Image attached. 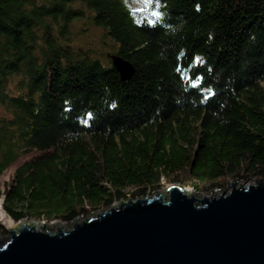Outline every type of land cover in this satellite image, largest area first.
<instances>
[{
  "label": "trees",
  "instance_id": "1",
  "mask_svg": "<svg viewBox=\"0 0 264 264\" xmlns=\"http://www.w3.org/2000/svg\"><path fill=\"white\" fill-rule=\"evenodd\" d=\"M154 4L160 17L127 0H0V104L11 113L0 118V179L41 152L4 192L0 182L7 227L11 217L71 222L166 176L203 193L264 179V0ZM83 16L133 63L132 79L62 45Z\"/></svg>",
  "mask_w": 264,
  "mask_h": 264
},
{
  "label": "water",
  "instance_id": "2",
  "mask_svg": "<svg viewBox=\"0 0 264 264\" xmlns=\"http://www.w3.org/2000/svg\"><path fill=\"white\" fill-rule=\"evenodd\" d=\"M107 57L122 81L132 79L133 63ZM255 180H235L211 197L173 182L76 218L72 227L56 221V232L20 220L7 228L0 264H264V179Z\"/></svg>",
  "mask_w": 264,
  "mask_h": 264
},
{
  "label": "rangeland",
  "instance_id": "3",
  "mask_svg": "<svg viewBox=\"0 0 264 264\" xmlns=\"http://www.w3.org/2000/svg\"><path fill=\"white\" fill-rule=\"evenodd\" d=\"M127 4L131 6L134 10L143 13L145 15H153V12L159 13L160 12L157 4L153 3V7L147 11H140L141 8L144 7L142 0H127ZM76 6H81V3L77 1L75 3ZM155 16V15H154ZM63 42V46L69 50V53H71V56L77 59H82L84 57H93V58H99L104 63H107L108 61L111 62V59L107 57L108 53H116V47L117 43L114 41L113 38H111L109 35H107L106 30L98 25H96L92 18L90 16H83L77 19L72 20L68 23L67 31L64 33L63 39L61 40ZM40 44H42V41L40 40ZM117 54V53H116ZM136 74V72H135ZM21 79V76H14L11 78V80L8 83V89L10 92H18V82ZM11 113L0 104V118L2 117H9ZM41 155V152L38 150H32L29 152L24 153L19 157V159L14 162L11 166H9L2 174L0 182H1V188L3 192L8 189V185L11 182L15 171L18 167L23 165L24 163L33 160L34 158H37ZM178 175H181V173H178ZM171 178H168L167 176L162 178L160 188L154 191H149V195L153 196L157 192H164L166 190V187L173 183L170 182ZM239 180V179H230L226 178L225 180H222V182L225 184V187L230 185L233 181ZM180 183V182H178ZM248 183H254L257 184L258 181L255 180V178H251L249 180H239L238 185L241 184H248ZM184 187L187 188H194L190 186V184H183ZM228 191L231 190V186L228 187ZM195 192L201 193L203 195H206L207 197H211V194L213 196L219 195L223 189H215L212 192L209 193H203L199 192L197 190H194ZM201 194H196V197L201 198ZM166 196L169 197V193L166 191ZM4 197V196H3ZM146 197V196H144ZM133 198V197H132ZM3 200V198L1 199ZM127 201L128 199H123ZM121 200H118L114 202L112 205L119 203ZM104 208H99L98 210H91V212L87 216H80L79 219H87L90 215H94L98 211L103 210ZM7 212L5 211V208L3 206L2 201L0 202V222L2 224V230H0V244L8 240L10 237V232L7 230V225H5V218L7 216ZM9 216V215H8ZM11 217V216H10ZM11 219L15 222H17L15 225H17L20 221L14 220L12 217ZM25 223H28L30 220H35L37 224L39 225V228L41 230L48 231L44 227V223L47 225L49 230L51 232L57 231V226L54 224V222L59 221L61 223L67 224L72 227L75 220L71 222H65L61 220H48L46 218H35V217H28L26 219H22ZM14 225V226H15Z\"/></svg>",
  "mask_w": 264,
  "mask_h": 264
},
{
  "label": "snow or ice",
  "instance_id": "4",
  "mask_svg": "<svg viewBox=\"0 0 264 264\" xmlns=\"http://www.w3.org/2000/svg\"><path fill=\"white\" fill-rule=\"evenodd\" d=\"M142 3L144 7L141 8L140 11H147L153 7L154 0H142ZM152 14L155 16H159V13H156V12H153ZM196 59H197V62L199 63L200 58H196ZM201 82H202V78H201ZM193 87L199 88L200 84H193ZM212 95H215V93H213ZM113 107H115V105H113ZM88 116L91 117L92 114L88 113Z\"/></svg>",
  "mask_w": 264,
  "mask_h": 264
},
{
  "label": "clouds",
  "instance_id": "5",
  "mask_svg": "<svg viewBox=\"0 0 264 264\" xmlns=\"http://www.w3.org/2000/svg\"><path fill=\"white\" fill-rule=\"evenodd\" d=\"M197 11H199V5H197ZM2 201V200H1Z\"/></svg>",
  "mask_w": 264,
  "mask_h": 264
}]
</instances>
